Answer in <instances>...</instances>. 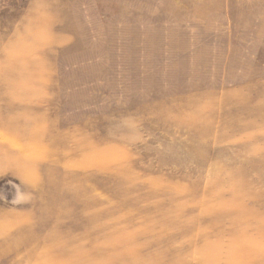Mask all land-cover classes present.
Listing matches in <instances>:
<instances>
[{
  "label": "rangeland",
  "instance_id": "obj_1",
  "mask_svg": "<svg viewBox=\"0 0 264 264\" xmlns=\"http://www.w3.org/2000/svg\"><path fill=\"white\" fill-rule=\"evenodd\" d=\"M0 264H264V0H0Z\"/></svg>",
  "mask_w": 264,
  "mask_h": 264
}]
</instances>
